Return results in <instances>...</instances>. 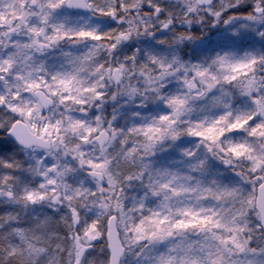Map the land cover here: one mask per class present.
Here are the masks:
<instances>
[{
	"label": "snow or ice",
	"instance_id": "obj_1",
	"mask_svg": "<svg viewBox=\"0 0 264 264\" xmlns=\"http://www.w3.org/2000/svg\"><path fill=\"white\" fill-rule=\"evenodd\" d=\"M0 264H264V0H0Z\"/></svg>",
	"mask_w": 264,
	"mask_h": 264
}]
</instances>
